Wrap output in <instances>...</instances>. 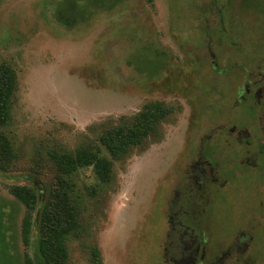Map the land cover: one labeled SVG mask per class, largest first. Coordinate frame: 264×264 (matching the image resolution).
Wrapping results in <instances>:
<instances>
[{"label":"rangeland","instance_id":"1","mask_svg":"<svg viewBox=\"0 0 264 264\" xmlns=\"http://www.w3.org/2000/svg\"><path fill=\"white\" fill-rule=\"evenodd\" d=\"M61 1L0 0V64L15 77L0 123V264L37 263L49 198L74 213L64 264H92L94 248L102 264H264V0H122L65 25ZM151 101L172 111L111 155L102 133ZM84 148L109 161L107 179L54 161ZM14 184L37 196L27 243ZM179 215L185 249L171 263Z\"/></svg>","mask_w":264,"mask_h":264},{"label":"trees","instance_id":"2","mask_svg":"<svg viewBox=\"0 0 264 264\" xmlns=\"http://www.w3.org/2000/svg\"><path fill=\"white\" fill-rule=\"evenodd\" d=\"M67 1V4H66ZM61 1L54 12V16L61 24L75 22L85 17L92 10L108 9L114 7L122 0H79L82 2L81 10L73 0ZM65 2V3H64ZM66 12V14H65ZM70 16V17H69ZM15 88V77L12 69L6 64H0V123L8 115V101ZM172 111V108L162 101H151L143 104L141 109L129 118H121L120 122L105 130L100 142L108 152L115 156L126 151L129 145L139 144L150 132L155 130L163 119ZM57 166L65 173H70L77 167L92 165L95 173L103 180L107 179L111 164L90 149H79L75 154L63 153L54 157ZM10 192L25 206L27 213L21 222V234L24 243L28 242L31 228V213L35 207L37 196L35 189L28 185L14 184ZM65 207L50 200L46 201L39 214L38 222V249L37 263L25 257L24 264H64V239L72 225L73 210L65 203ZM2 211H0L1 223ZM4 232L0 228V241ZM93 263L102 264L99 251L93 249ZM65 255V254H64ZM41 258V259H40Z\"/></svg>","mask_w":264,"mask_h":264},{"label":"flooded vegetation","instance_id":"3","mask_svg":"<svg viewBox=\"0 0 264 264\" xmlns=\"http://www.w3.org/2000/svg\"><path fill=\"white\" fill-rule=\"evenodd\" d=\"M208 162L210 164H213V162L210 160V158L208 159ZM174 217V216H173ZM184 221L183 217L181 215H179L177 217V219L175 220L174 224L168 228L167 234H166V239H165V245L164 247V254L162 252V254L165 256V258L172 260V261H168L173 263L174 259L176 258L175 255H177L178 253L182 254V250L185 249V246L183 245L185 243V234L187 233L184 231V228H182V222ZM181 231V232H180ZM194 230L190 231V236L195 237V235L193 234ZM173 238V240H171V238ZM176 251V252H175ZM187 254L189 252L185 251ZM180 257V256H178ZM182 257V255H181ZM184 258V257H182Z\"/></svg>","mask_w":264,"mask_h":264}]
</instances>
